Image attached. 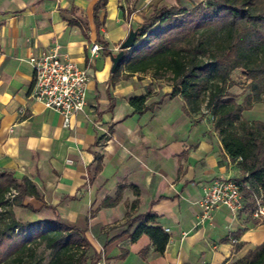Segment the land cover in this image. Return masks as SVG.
Here are the masks:
<instances>
[{"label": "crops", "instance_id": "1", "mask_svg": "<svg viewBox=\"0 0 264 264\" xmlns=\"http://www.w3.org/2000/svg\"><path fill=\"white\" fill-rule=\"evenodd\" d=\"M97 1L0 0V171L27 178L38 193L23 200L33 210L12 207L15 218L21 208L29 222L57 215L79 227L90 243L91 264H230L242 258L264 241L249 196L237 215L220 208L202 218L198 204L203 185L235 179L221 163L222 155L229 157L217 134L205 121L189 119L180 95H168L169 82L149 72L110 78V56L154 8L190 9L203 0H107L98 29ZM94 44L100 49L92 54ZM50 50L89 73L86 104L68 126L57 111L29 97V58ZM147 93L146 105L160 103L136 112L130 98ZM119 186L118 202L103 206ZM146 213L168 234L163 252L146 234L130 240L137 225L130 220Z\"/></svg>", "mask_w": 264, "mask_h": 264}, {"label": "trees", "instance_id": "2", "mask_svg": "<svg viewBox=\"0 0 264 264\" xmlns=\"http://www.w3.org/2000/svg\"><path fill=\"white\" fill-rule=\"evenodd\" d=\"M106 2L98 0L94 5L97 29L98 12ZM69 23L84 30L76 20ZM235 69L245 70L250 80L251 93L241 103L228 93L233 85L229 75ZM147 72L170 83L168 95L182 97L187 115L199 112L202 105L210 111L211 127L225 153L238 160L245 174L239 181L261 194L264 203V122L242 118V112L260 100V95L264 104V0H207L204 6L199 3L190 9L180 4L154 8L110 78ZM147 96L130 98L136 112L152 109L161 101L146 105ZM130 187L138 195V188ZM121 189L119 186L115 198L106 197L102 205L118 202ZM27 195L38 197L30 180L18 181L0 171V211L5 213L0 219V264H40L41 257L35 255L40 245L50 251L46 264H91L87 255L90 243L79 227L62 222L57 215L42 222L24 223L15 218L13 206L33 210L23 202ZM136 207L134 201L130 208ZM154 220L150 213L132 218L131 225H137L130 240L146 234L155 251L163 252L168 234ZM230 264H264V241Z\"/></svg>", "mask_w": 264, "mask_h": 264}, {"label": "built area", "instance_id": "3", "mask_svg": "<svg viewBox=\"0 0 264 264\" xmlns=\"http://www.w3.org/2000/svg\"><path fill=\"white\" fill-rule=\"evenodd\" d=\"M99 49L100 46L94 44L90 50L94 54ZM29 62L33 71L29 97L57 111L63 124L68 126L71 116L82 111L86 104L88 69L55 50L31 56ZM202 190L203 194L198 200L202 218L220 208L231 214L240 213L246 206L245 195L249 193L250 215L260 222L264 220L262 195L244 182L219 177L203 185Z\"/></svg>", "mask_w": 264, "mask_h": 264}, {"label": "rangeland", "instance_id": "4", "mask_svg": "<svg viewBox=\"0 0 264 264\" xmlns=\"http://www.w3.org/2000/svg\"><path fill=\"white\" fill-rule=\"evenodd\" d=\"M207 0L202 1V5L204 6L206 4ZM229 80L233 82V85L228 88V93L234 97L236 102L241 103L245 96L251 93L250 86V80L246 78V72L243 69H235L230 72ZM161 81L168 82L165 78H162ZM181 97V96H180ZM182 98V97H181ZM260 100L253 101L251 103V108L249 110H245L242 112V118L246 120H259L264 122V104H263V95H260ZM184 104V102H183ZM183 105V109H184ZM185 111V109H184ZM189 119L193 122H206V125L208 128H211V113L208 109L204 108L202 105V108L199 112L196 113H190L187 115ZM213 130V129H212ZM215 133L216 131L213 130ZM217 134V133H216ZM229 157V156H228ZM223 159L226 161V164L228 167L232 168L234 170L233 176L235 179L240 180L244 177V173L242 172L240 165L238 163V160H232L230 158H226L224 155L221 156V163ZM5 214L4 212L0 211V219L1 215ZM15 214L20 222H29L26 216V211L22 210L21 208H15ZM237 215V214H236ZM4 216V215H3ZM238 217V216H236ZM246 222L251 221L250 216H248ZM254 225L264 224V220L261 222H253ZM1 225V220H0ZM49 253L50 251L48 249H45L43 245H40L35 250L36 257H41L40 264H46L49 261Z\"/></svg>", "mask_w": 264, "mask_h": 264}, {"label": "water", "instance_id": "5", "mask_svg": "<svg viewBox=\"0 0 264 264\" xmlns=\"http://www.w3.org/2000/svg\"><path fill=\"white\" fill-rule=\"evenodd\" d=\"M141 26L135 29H130L126 38L119 44L118 51L110 56L112 65L110 71L113 72L123 61L124 51L130 50L135 44V38Z\"/></svg>", "mask_w": 264, "mask_h": 264}]
</instances>
